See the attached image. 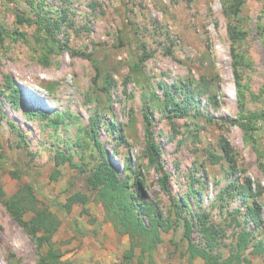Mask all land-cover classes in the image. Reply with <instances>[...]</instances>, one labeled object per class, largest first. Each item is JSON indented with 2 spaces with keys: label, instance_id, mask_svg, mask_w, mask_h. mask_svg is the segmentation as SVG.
Returning a JSON list of instances; mask_svg holds the SVG:
<instances>
[{
  "label": "rangeland",
  "instance_id": "374dc122",
  "mask_svg": "<svg viewBox=\"0 0 264 264\" xmlns=\"http://www.w3.org/2000/svg\"><path fill=\"white\" fill-rule=\"evenodd\" d=\"M234 4L0 0V187L7 200L21 190L26 221L37 209L58 220L52 244L39 246L0 200V264L49 252L59 264H188L186 223L221 262L240 253L264 264L252 254L264 243V0H244L238 15ZM45 18L59 22L52 35ZM102 151L131 177L146 227L157 221L153 252L142 253L150 237L121 234L90 189ZM76 193L89 201L67 214Z\"/></svg>",
  "mask_w": 264,
  "mask_h": 264
},
{
  "label": "trees",
  "instance_id": "16d2710c",
  "mask_svg": "<svg viewBox=\"0 0 264 264\" xmlns=\"http://www.w3.org/2000/svg\"><path fill=\"white\" fill-rule=\"evenodd\" d=\"M244 4V0H235V10L234 14L238 15L240 13V9ZM23 18H20L22 21ZM41 20H44L41 18ZM46 20V30L49 35H52L51 29L54 27H58L59 22H49ZM53 20V18H50ZM83 57H87L82 53ZM89 57V56H88ZM87 57V58H88ZM95 122H93L94 125ZM150 124V121H149ZM148 137L150 140L149 143V153L151 156V160L156 162L158 160V156L160 154L159 149L154 143L153 136L151 133L150 127L147 128ZM99 144V143H98ZM230 152V151H229ZM102 162L99 163L96 167V170L91 173L89 177V185L91 190H100L103 193V200L105 208L109 214V218L114 222L115 227L121 234L129 235L133 240L138 238H151L148 248H142V253L145 254L147 251L153 252L157 246V242L159 241L158 236V223L157 221H153V227L149 229L146 227L144 220L137 212V196L132 191L133 183H131V177H126L125 179H121L118 175L117 169L112 166L110 161L108 160L105 152L102 151ZM57 165L60 166L61 163L57 162ZM61 171L57 170L54 174V178H58ZM161 181L165 187L167 188V178H161ZM248 192H251L248 190ZM22 196L21 190L12 198L5 199V193L3 189L0 187V200L4 202L8 211L12 214L13 218L32 236V238L37 242L39 246H43L45 243L51 245L53 234L56 232L58 228V220L54 214L49 212L47 209H37L34 216L29 220H25V209L26 200ZM33 201L35 200L33 195H28ZM89 201V198L86 194L76 193L72 195L65 206V212L70 214L73 206L75 204H83L85 205ZM249 211H252L253 219L256 221L258 218V213L256 212V208L249 206ZM257 214V215H256ZM205 218V220H204ZM208 216L203 215L200 216V221L202 224V229L204 230V234L206 238L210 237L211 240H216L215 234L212 233L210 227L207 226ZM192 227L190 223H186V237L190 242L188 253V264H195L196 258H202L204 260V264H243L245 259H242L240 253L233 255V257L220 261L219 258L213 257L210 254L209 247L198 248L191 237ZM244 240L241 243H238L240 249L244 250L246 246L249 245V239L251 238V234L245 232ZM209 244V243H208ZM207 244V245H208ZM252 254H264V243L263 241H258L254 243ZM135 250L136 247L134 243L131 245L130 249L125 253V260L131 261L135 258ZM60 257L58 255L52 254L49 252L48 257L42 258L38 264H59L58 260ZM250 264V263H248Z\"/></svg>",
  "mask_w": 264,
  "mask_h": 264
},
{
  "label": "bare ground",
  "instance_id": "6f19581e",
  "mask_svg": "<svg viewBox=\"0 0 264 264\" xmlns=\"http://www.w3.org/2000/svg\"><path fill=\"white\" fill-rule=\"evenodd\" d=\"M104 28V27H103ZM105 29V28H104ZM104 32H105V30H104ZM65 92V91H64Z\"/></svg>",
  "mask_w": 264,
  "mask_h": 264
}]
</instances>
